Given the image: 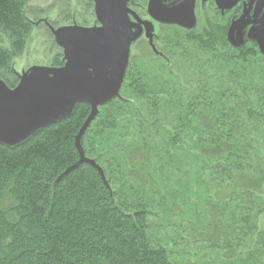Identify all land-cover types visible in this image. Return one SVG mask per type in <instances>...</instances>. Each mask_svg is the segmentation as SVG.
<instances>
[{
  "label": "trees",
  "instance_id": "obj_1",
  "mask_svg": "<svg viewBox=\"0 0 264 264\" xmlns=\"http://www.w3.org/2000/svg\"><path fill=\"white\" fill-rule=\"evenodd\" d=\"M37 1L0 0L13 87L37 28L61 66L50 22L95 16L94 0ZM209 11L192 28L162 23L92 117L78 98L26 139L0 140V264H264V52L230 39L238 8Z\"/></svg>",
  "mask_w": 264,
  "mask_h": 264
},
{
  "label": "rangeland",
  "instance_id": "obj_2",
  "mask_svg": "<svg viewBox=\"0 0 264 264\" xmlns=\"http://www.w3.org/2000/svg\"><path fill=\"white\" fill-rule=\"evenodd\" d=\"M51 1L39 0L36 3L45 7ZM210 1H215L223 8H239V15H233L229 27V37L232 41L242 42L255 37L264 50V19L261 23L254 24L247 17L248 8L254 0L138 1L142 4L141 8H138L141 16H148L145 12L147 4L149 11L147 18L131 13L128 6L130 0H113L110 29L115 53L111 63L110 37L106 27L110 0H95L96 14L89 25L81 26L75 21L54 26L52 29L54 36L59 38L64 46L65 65L62 67L69 71L59 70L62 67L50 68L54 54L51 53L49 37L44 34L43 27H39L34 32L27 51L14 59L13 66L17 68L21 82L27 78L28 80L15 99L0 109V140L16 143L26 139L48 119L56 120L66 116L73 109L78 98L86 97L96 110L99 102L119 94L126 66L131 58L130 54L132 57H143L147 60L145 54H148L149 46L145 36L151 39L159 32L162 22L185 25L195 15L203 12ZM59 8L60 6H57L54 10L53 19L60 15ZM263 17L264 0H256L252 7L251 19L256 22ZM74 18H76L75 14ZM44 24L49 25L48 22ZM141 32L144 37L133 45ZM30 67H32L31 71L49 69L55 72H38L28 76L30 71L27 70ZM104 69L106 70L102 73L94 74ZM14 91L15 88L0 77V105L6 103ZM184 241L186 242V239ZM187 246L192 252L188 260L201 263L204 251L194 250L188 244ZM205 259L209 260V257ZM182 263L185 261L183 260Z\"/></svg>",
  "mask_w": 264,
  "mask_h": 264
},
{
  "label": "water",
  "instance_id": "obj_3",
  "mask_svg": "<svg viewBox=\"0 0 264 264\" xmlns=\"http://www.w3.org/2000/svg\"><path fill=\"white\" fill-rule=\"evenodd\" d=\"M110 2H111V3H110V5L108 6V10H107V22H106V27H107V31H108V34H109V37H110V46H111V59H110V61H111V63H113V57H114V53H115V48H114V42H113L112 32H111V30H110V19H111V10H112V3H113V1L111 0ZM247 16L249 17V20L252 21V20L250 19V11H248ZM263 19H264V17L261 18L260 20L256 21V22L254 21V23H256V24L261 23V22L263 21ZM194 21H195V19H191V21L189 22V26H191V25L193 24ZM252 22H253V21H252ZM262 50H263V48H262ZM263 52H264V50H263ZM108 68H109V67H108ZM108 68H107V69H108ZM59 70H62V71H69L67 68H62V69H59ZM105 70H106V69L101 70V71H99V72H94V74L102 73V72L105 71ZM38 72H55V70H49V69H36V70H32V72H30V74H29L28 76L32 75L33 73H38ZM27 80H28V78H27L25 81H23V82H22V83H21V84L15 89L13 95L10 97V99H9L6 103L0 105V109H2V108H4V107H6L7 105H9V104L15 99V97L17 96V94H18L19 92H21V91L24 89V87L26 86ZM43 112H44V109L42 110V113H43ZM95 112H96V110L93 109V112H92V114H91L90 117H92V116L95 114ZM90 117H89V120H90ZM87 124H88V121H87V123L84 125L83 129L81 130L80 135L82 134V132H83L84 128L87 126ZM38 127H39V126H38ZM1 141H2V140H1ZM5 142H6V141H5ZM78 144H79V141H78Z\"/></svg>",
  "mask_w": 264,
  "mask_h": 264
},
{
  "label": "flooded vegetation",
  "instance_id": "obj_4",
  "mask_svg": "<svg viewBox=\"0 0 264 264\" xmlns=\"http://www.w3.org/2000/svg\"><path fill=\"white\" fill-rule=\"evenodd\" d=\"M141 1V0H140ZM256 1L254 0L252 3H251V6L249 7L251 10H252V7H253V5H254V3H255ZM140 5H141V3H139V2H137V4L136 5H133L132 6V9L134 10V11H136V12H138L137 10H138V8L140 7ZM217 8V6H216V4H215V1H210L207 5H206V7H205V9L203 10V12H201V13H198L197 15H196V17H197V20L199 19V16L200 15H204V14H208V12H210L209 10H215ZM239 9V8H238ZM233 15H239V13H236V14H233ZM198 22L196 21V23H194L193 22V24H192V26L194 27L196 24H197ZM187 25H188V22L186 23V27H187ZM160 26H161V24H160ZM156 35H158V34H156Z\"/></svg>",
  "mask_w": 264,
  "mask_h": 264
},
{
  "label": "bare ground",
  "instance_id": "obj_5",
  "mask_svg": "<svg viewBox=\"0 0 264 264\" xmlns=\"http://www.w3.org/2000/svg\"><path fill=\"white\" fill-rule=\"evenodd\" d=\"M84 98H86V97H84Z\"/></svg>",
  "mask_w": 264,
  "mask_h": 264
}]
</instances>
